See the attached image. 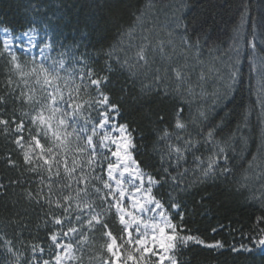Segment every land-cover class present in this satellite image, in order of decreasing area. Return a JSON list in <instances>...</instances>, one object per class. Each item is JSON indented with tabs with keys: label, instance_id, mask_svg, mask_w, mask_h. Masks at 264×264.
<instances>
[{
	"label": "trees",
	"instance_id": "1",
	"mask_svg": "<svg viewBox=\"0 0 264 264\" xmlns=\"http://www.w3.org/2000/svg\"><path fill=\"white\" fill-rule=\"evenodd\" d=\"M243 3L249 6L250 16L264 15V0H243ZM33 4L37 5L38 14L33 11ZM240 5L241 0H0L1 30L8 28L12 34H18L35 27L43 40L46 39L45 33H48L58 45L75 46L73 53L82 61L76 67L85 71L92 68L100 72L101 68L112 65L111 73H101L110 76L111 82L105 91L113 102L121 105L116 123L129 125L138 147V151L132 155L142 162L143 171L155 175L161 168L160 157L166 149L165 143L158 140L156 129L169 126L177 109H183L184 120L189 125L187 132L191 134L187 137L189 139L200 140L198 133L209 121H223L217 129L216 139L229 143L227 167L231 173L203 178L192 161V155L187 154V163L180 168V171L188 169L181 184V188L186 190L173 192L170 182L162 188H154L153 193L158 199H167L169 193L174 197L179 195L182 203L180 212L184 216L181 228L185 229L179 232L180 235H193L207 243L222 241L226 248H239L241 245L251 247L253 241L249 236L255 235L253 229L257 217L264 215L260 201L252 198H258L264 189V157L259 152L261 129H264V106L261 103L264 89L260 84L256 85L246 51L239 65L240 82L222 102L219 100L225 95L229 84L228 54L233 45L234 29L241 24ZM176 18L185 24L194 18L199 19L197 32H189L192 41L197 39L199 32L205 34L199 37L198 47H187L181 43L183 32L173 25ZM118 42L130 57L140 46H150L149 66L139 69L133 76L127 68L113 63L116 57L112 56L110 60L108 54ZM41 45L38 44V49ZM158 45H162V48ZM3 50L0 39V51ZM60 50L62 48H57V51ZM33 58L40 61L37 55ZM29 62L25 64L27 67L30 65L25 72H29L33 66ZM172 69L180 70L183 79L176 78ZM6 72L5 59H0V89L4 88ZM60 75L63 77L66 74L61 72ZM157 76L162 79L156 80ZM13 79V87L19 86L24 93L34 94L33 85L37 84L34 76L26 77L27 84L18 77ZM39 84L42 88L47 87L42 77ZM60 84L63 89V80ZM63 90L67 95V89ZM80 98L82 102L95 99L96 92L94 89L87 92L82 90ZM199 111L210 113L209 121L201 124L196 119ZM8 114H11L10 109ZM89 114L98 123L97 112L89 109L86 115ZM245 115L248 120L246 127ZM160 116L166 119L160 122ZM169 130H172L171 127ZM179 135L186 134L181 132ZM41 142L45 143L43 140ZM172 142L175 143V140ZM71 146L75 148V144ZM198 147L195 155L207 157L210 154L207 146ZM9 149H13V146L0 134V150ZM3 154L0 151V155ZM104 154L112 162L111 156L107 152ZM253 157H257L254 162ZM96 174L103 175L99 171ZM0 176L7 182L8 178H16L17 171L0 164ZM96 186L101 187V182H97ZM89 192L92 193L91 188ZM92 199H95L94 193ZM15 200V196H0V228L9 219L15 218L14 213L20 207ZM171 213L175 217L174 222L179 224L180 216L175 211ZM44 219L39 209L30 211L29 219L25 221L30 228L24 230V239L50 250L48 233L52 226L46 225ZM108 219L116 242L123 244V233L116 223V216L109 213ZM212 228L221 230L213 233ZM6 230L10 234L13 231L12 228ZM102 233V229L84 230L88 241L78 247L81 264L111 261L103 249L106 239ZM218 253L220 250L212 251L190 243L178 248L175 255L183 264H264V251L260 250H253L250 254L243 251L239 254L230 251ZM28 255V252H24L25 257Z\"/></svg>",
	"mask_w": 264,
	"mask_h": 264
},
{
	"label": "snow or ice",
	"instance_id": "2",
	"mask_svg": "<svg viewBox=\"0 0 264 264\" xmlns=\"http://www.w3.org/2000/svg\"><path fill=\"white\" fill-rule=\"evenodd\" d=\"M32 9L38 14L37 5L33 4ZM240 17L241 24L234 29L233 45L228 54L229 84L225 95L219 97L221 102L241 80L239 65L245 51L250 61V69L260 77L261 88L264 89V15L250 16L249 6L241 0ZM173 25L175 29L182 30L181 43L187 47H198L199 37L205 35L202 31L199 32L195 41L189 36V32H197L200 27L199 19L194 18L189 24H185L183 20L176 18ZM3 31L6 38L3 41L4 50L0 51V59H5L7 72L4 88L0 89L3 93L0 94V134L13 149L0 150L4 152L0 155V164L16 170L17 176L14 179L8 178L7 182L0 176V196H15V204L20 207L14 213L15 218L9 219L4 227L0 228V264H51L50 260L42 258L45 254L44 246L26 242L24 239V230L30 228V224L25 221L29 219V213L33 209H39L45 218L44 223L52 226L48 233L50 247L61 250L52 256L55 264H65L67 260L76 258L74 244L64 243V240L78 235L80 240L77 244L87 242L85 229H102L103 237L112 241L107 244V252L115 257L113 248L116 237L110 229L109 213L116 216V223L122 233L127 235V243L135 246L136 255L129 254L122 260V264H127L128 260L133 264H153V258L155 264H183L177 259L175 252L190 243L212 251L220 250V253L230 251L239 254L243 251L250 254L255 247L264 249V227H260L264 225V215L257 217L256 227L253 229L255 235L249 236L253 247L241 245L239 248H226L225 242L222 241L207 243L193 235H180L179 232L185 229L181 228L184 216L180 212L182 203L179 195L174 197L169 193L167 199H158L153 194L154 187L162 188L170 182L173 192L186 190L181 188V184L184 183L188 169L180 171V168L182 164L187 163V154L192 155V161L203 178L226 176L231 173V169L227 167L230 159L229 143L216 139L217 129L223 121L211 122L210 113L199 111L196 119L201 124L204 121L209 123L198 133L200 140L189 139L187 137L191 134L187 132L189 125L184 120L183 109H177L169 126L156 129L158 140L165 143L166 149L165 154L160 157L161 168L155 175L147 173L141 168L142 162L132 155L138 151V147L129 125L113 123L119 115L121 105L113 102L110 94L105 91L111 82L110 76L101 74L111 73V64L101 68L100 72L92 68L86 71L77 68L76 64L82 61L73 53L75 46L58 45L50 34L45 33L46 39L40 47V56L43 59L37 62L33 58L29 62L33 65L31 70L25 72L26 65L21 62L22 57L17 55L12 46L13 39L18 37L7 35L11 31L8 28ZM23 35L27 38L25 54H29L37 47L39 33L32 27ZM158 47L162 48V45ZM57 48L62 50L57 51ZM149 51L150 46L142 45L135 55L130 57L118 42L108 55L110 60L115 56L113 63L120 68H127L131 75L135 76L139 69L149 66ZM172 71L176 78L183 79L180 70ZM61 72L66 75L61 77ZM28 76H34L38 83L41 77L43 78V84L47 87L39 97L24 93L19 86L13 87L14 77L24 80L27 84ZM161 79L156 77V80ZM61 80L63 89H67V95L61 87ZM89 89L95 90L96 98L82 102L81 91L87 92ZM261 103L264 106V99ZM16 105L20 107L17 108ZM9 109L11 114H8ZM89 109L97 112L98 123L93 121L90 114L86 115ZM113 113L116 116H113ZM158 119L163 122L166 117L160 116ZM244 123L246 127L247 115ZM106 128L114 130V134L110 136L104 132L101 135L102 130ZM181 132L186 135H179ZM42 140L45 143H42ZM45 144L50 146L46 147ZM73 144L75 148L71 147ZM199 145L210 149L207 157L195 155ZM105 151L114 158V162H109ZM259 152L260 156L264 157V129H261ZM256 159L257 157H253V162ZM222 164L224 166H221ZM97 171L103 175H97ZM97 182H101V187L96 186ZM125 185L129 187L126 188ZM89 188L95 194V199H92ZM17 189L19 191H16ZM252 198L258 199L264 209V189L258 198ZM172 211L180 216L179 224L172 222L175 219L171 215ZM65 225L73 226L64 230ZM8 228L13 229L11 234L6 230ZM218 230L221 229H211L213 233ZM133 231L138 239L133 236ZM121 239H124L123 235ZM24 252L29 255L25 257ZM102 264H110V261L102 260Z\"/></svg>",
	"mask_w": 264,
	"mask_h": 264
},
{
	"label": "rangeland",
	"instance_id": "3",
	"mask_svg": "<svg viewBox=\"0 0 264 264\" xmlns=\"http://www.w3.org/2000/svg\"><path fill=\"white\" fill-rule=\"evenodd\" d=\"M26 31H27V30H26ZM24 32H25V31H24ZM24 32H20V33H18V34H12V33L10 32V33L7 34V35H10V36H12V37H14V38H15V37H18V39H13L12 46H13V50L16 51L17 55L22 57L21 62H22L23 64H26L28 61H31V60H32V58H33L34 55H37V56L39 57V59H40V58H43V57L40 56V49H38V44H41L42 41H43V38L41 37L40 34H39L38 37H37V47H36V48H33L29 54H25V48L27 47V43H26V39H27V38L23 35ZM5 38H6V34H5V32H4L3 30L0 29V39H1L2 45H3V41H4ZM3 47H4V45H3ZM246 48H247V47H245V49H246ZM40 60H41V59H40ZM28 67H30V65H28ZM28 67L25 66V69H24V70H26ZM251 71H252V70H251ZM252 74H253V76H254V79H255L256 85L259 86V84H260V86H261L260 77L257 75V73H256L255 71H252ZM27 83H28V80H27ZM33 83H34V82H33ZM33 83H31V85H32ZM33 87L35 88V89H33L34 94H35L37 97H39V96L41 95V93H42V91H43L44 88H42L41 85H40L38 82H37V84H34ZM112 115L115 116L116 114L113 113ZM113 123H115V120L113 121ZM104 132H107L110 136L114 134V130H112V129H107V128H106V129L102 130L101 135H103ZM71 147H72V146H71ZM109 147H113V146H112V145H109ZM72 148H74V147H72ZM106 179H107V177H106ZM114 187H115V185H114ZM125 187L128 188L129 186H128V185H125ZM126 204H127V202H126ZM129 207H130V206H129ZM130 210H131V209H130ZM77 227H79V226H77ZM133 236L136 237L137 239L139 238V237L136 235V233H135L134 231H133ZM69 238H70V237H69ZM69 238H65L64 243H69V242L67 241ZM149 239H150V237H149ZM111 242H112V241H110L109 243H111ZM251 247H253V245H252ZM254 250L264 251V249H261V248H259V247H255ZM56 251H61V250H60V249H54V251L51 252V250L45 249V254L43 255L42 258H43V259L50 260V261H51V264H55V261L52 260V256L54 255V253H55ZM113 251L116 252V256H115L114 258L117 259V258H118V252H117L115 246H114V248H113ZM47 253H48V254H47ZM109 254L111 255V253H109ZM48 255H49V256H48ZM48 257H49V258H48ZM74 257L78 258V255L75 254V251H74ZM76 258H74V259H70V260H67V261L65 262V264H73V263L75 262V260H78V259H76Z\"/></svg>",
	"mask_w": 264,
	"mask_h": 264
}]
</instances>
